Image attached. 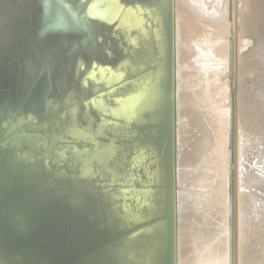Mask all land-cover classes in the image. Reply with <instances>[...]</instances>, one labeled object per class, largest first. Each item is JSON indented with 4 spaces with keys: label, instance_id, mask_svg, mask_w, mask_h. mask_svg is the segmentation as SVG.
Segmentation results:
<instances>
[{
    "label": "bare ground",
    "instance_id": "obj_1",
    "mask_svg": "<svg viewBox=\"0 0 264 264\" xmlns=\"http://www.w3.org/2000/svg\"><path fill=\"white\" fill-rule=\"evenodd\" d=\"M5 1L0 0V3L6 4ZM55 1L57 3V0H54V4L53 1L49 2L50 5L55 6ZM17 2L19 4V1ZM133 2L135 3L126 7L118 0H63V5L47 13L52 15L56 13L54 16L56 19L72 8L75 12H80L85 25H94L100 34L113 40L100 49V46H94L99 41L93 40V37L87 40V36H84L88 42L81 39L80 43L78 39L76 40V35L73 36L75 34L73 30L74 34L70 33L72 37L68 28H65L68 29V33H65V30L64 33L55 30L65 34V37L69 34L67 41L75 38L73 41L76 45L72 50L71 42L70 46L66 44L67 42H62L65 43L64 46L71 47L72 58L69 60V55L64 59L65 51L61 50L63 52L61 56L59 48L51 51L54 53L58 51L59 55L56 54L64 61L59 60L61 57L52 58V55L49 56L51 58H45L39 51L44 58L40 59L37 67L29 70V73L26 70L22 72L24 68H12L15 62L9 55L12 50L11 42L15 36L9 32L10 35L8 34V38L5 37L7 40L3 47L4 34L0 33V37H3L0 38L3 44L0 43L4 55L2 59L0 58V157L4 155V160L0 163V175L4 173L2 168L6 167L3 164L15 163L17 169L14 172L18 171L17 175H20V178L14 181L24 186L22 191L15 190L13 181H0V264H70V260L73 261L71 257L83 252L89 243H93L96 236L103 239L108 235L125 236L117 242L119 246L115 249L121 247L119 253L116 251L109 253L106 250L90 256L87 253L93 250L87 249L84 254L86 253L88 257H84L88 259L71 264H120V261L115 262L116 257L119 258L118 254L120 256L125 254L123 255L125 262L121 264H135L134 255L143 241H151V244L154 241L155 244V249L152 247L143 251L144 256L149 255L148 260L153 257L155 251L158 252L159 240L154 225L149 227L150 229L145 227L135 231V234L129 236L127 234L132 225H137L156 213L155 203L151 201L148 203L146 198L151 194L158 196L160 191L158 184L162 180L159 167L161 153L159 156L155 152V148L161 146L159 135L156 137V134H153L152 139L144 144L152 157L146 174L149 181L157 182V187L144 190V194L139 190L138 193L141 195L136 201L133 192L135 188L131 194L127 193L128 188L121 194L114 190L110 192L92 190L86 194V190L75 187L73 189L76 192H73L70 182L53 176L51 172L46 173L45 168V175H50L47 178L53 180V183L55 180L58 184L62 183V188L53 186L52 189H47L44 184L41 187L35 185L36 181L32 184V181L31 185H35L32 189L27 180L31 181L37 173L44 171L43 167H32V164L24 163V160L15 155L21 144L25 146V142L37 138L36 131L40 132L39 135L45 134L42 132L44 125L49 128L48 132L51 130L56 132L77 117L84 120L87 118L84 114L86 110L79 111L80 113L77 110L67 111L64 116L57 119L55 117L57 109L51 107L52 101H49L51 98L54 99L53 104L61 100L71 102L75 98L82 101V98L95 87L103 86L124 74L133 73V67L138 61L153 60V55L158 50L157 43L153 41L157 29L155 33L153 25L152 27L145 25V22L139 19L138 12L142 10L144 15H153L160 9L163 0ZM43 3L41 5L46 7V1L44 5ZM143 3L146 5L148 3L150 7L147 12L143 11L145 8L141 6ZM35 4L33 3L31 7L33 8ZM39 4L36 11L33 8L38 13L43 11H39ZM58 4L55 7L60 5ZM14 5L12 1L9 8ZM24 8L29 10L26 6ZM12 12L8 13L14 15ZM171 12L175 136L174 264H264V0H171ZM65 15L70 16L67 13ZM9 16H5L6 19ZM78 18H75L76 21H79ZM3 21L0 20V24ZM66 21L65 23L68 22ZM71 21L69 23H73L72 19ZM159 22L158 20V27ZM44 23L46 24L45 21ZM17 24L14 25L17 27ZM19 24L21 26V23ZM1 25L3 28V24ZM26 25L29 29L21 32L25 41L29 43L33 38L31 42L36 41L41 45L47 35H44L46 25H43L44 28H41V25L37 27L35 22ZM62 25L64 26L61 24L59 29ZM9 27L11 28L10 25ZM53 31H50L53 33L52 37L56 35ZM78 37L80 38L79 35ZM95 37L96 40L99 39L94 35ZM114 38L124 43L120 44L118 39ZM141 38L152 41L142 45ZM53 42L51 44L54 48ZM48 43L50 44L49 41ZM2 47L0 46V49ZM32 49L34 52V48ZM29 50L31 51V48ZM51 51L46 53L52 54ZM24 52L25 50L23 54ZM35 57L37 55L32 58ZM36 60L39 61V56L35 62ZM21 65L23 66L22 61ZM133 84L135 83L130 81L125 86L130 87ZM81 104V108L84 109L85 104L83 102ZM7 110L16 112L10 115L6 113ZM28 115L32 118L35 115L38 120L27 121L22 125L26 130L20 131L17 126L25 122ZM183 117L186 120H182ZM60 123L63 125L58 127ZM59 190H64L63 200L61 194L58 195ZM34 191L39 196L38 202L28 197L27 193ZM140 199L142 201L144 199V202L141 203ZM63 205L68 210L67 215L73 217L71 223L73 229L69 230L73 236L71 239L66 234H59L58 237L49 225L50 220L57 216L56 212ZM53 212L55 215L51 216ZM59 218L56 217L55 220ZM142 231L145 234L142 235Z\"/></svg>",
    "mask_w": 264,
    "mask_h": 264
},
{
    "label": "water",
    "instance_id": "obj_2",
    "mask_svg": "<svg viewBox=\"0 0 264 264\" xmlns=\"http://www.w3.org/2000/svg\"><path fill=\"white\" fill-rule=\"evenodd\" d=\"M118 1L124 3L126 7L129 6L128 4L132 5L135 3L133 0ZM141 6L145 7L143 11L147 12V9H150L148 3L147 5L143 3ZM138 15L139 19L143 23L145 22V25H150L151 27L153 25L155 33L157 29L156 37H154L153 41L157 43L158 50L153 55V60L147 59V61H143L144 59H142L138 61L135 67H133V73L129 75L124 74L105 83L103 86L95 87L85 97L84 95L82 96L84 97L82 101L75 98L71 102L66 103L61 100L55 101L56 103L53 104L54 99L51 98L49 101H52L51 107L54 106L52 108L57 109V113L53 111L57 119L64 116L67 111L75 112L77 110V112H85L86 110L84 114L87 115V118L84 120L77 117L76 120L68 123L70 126L68 124L64 125L66 127L69 126V128H61L60 131L56 132L51 130L50 132H54L53 134L48 132L49 128L44 125V128L42 129L41 127V129L45 134L39 135L40 132L36 131L37 138L27 143L25 142V146L21 144L20 150H16L15 155L24 160V163L28 162L30 165L32 164V167H43V170L45 168L46 172H51L53 176H59L61 179L66 180L65 182H70L73 192H76L73 189L75 187L80 190H86V194L92 192V190L106 192L114 190V192L121 194L122 191L126 192L128 188L127 193L131 194V191L135 188L133 192H135L134 199L136 201V198L141 195L138 193L139 190L144 194V190H152V187L154 189L157 187V182L155 183L154 181L152 183V181H149V177L146 174L151 155L146 150L144 144L152 139L153 134H156V137L159 135L161 146L160 148H155V152L159 156L161 153L159 167L162 172V180L158 184L160 191L158 196L151 194L146 198L148 203L150 201L151 203H155L156 213L151 217H146L137 225H132V229L128 231L127 235L135 234V231L145 229V227H147L146 229H150L149 227L154 225L158 236L157 240H159L158 252L155 251L153 257L148 260L149 255L144 256L143 251L144 249L146 251L147 249H152V247L155 249V244L154 241L153 244H151V241H143L140 244L139 250H137L138 252L134 255L135 264H139V262L147 264H174L175 136L171 0H163L160 9L153 15H144L142 10L138 12ZM158 20L160 21L159 27L157 25ZM79 28H84V26L82 25ZM87 30H89V34H92L93 31L95 36L100 35L99 29H90L89 27ZM98 41L97 45L94 46H100V49L104 48L106 41L110 43L108 37H99ZM148 41L152 40H146L145 38H141V42L139 40L142 45L145 42L147 44ZM130 81L135 84L126 87V83ZM81 102L85 104L84 109L81 108ZM15 112V110L6 111L10 115L15 114ZM37 120V116L34 115L32 118L31 115H28L27 120L20 123L17 127L20 131H25L26 129L22 128L24 123L27 121L35 122ZM60 124L58 127L63 125V123ZM6 144L4 143V145ZM3 158L4 155L0 157V163L4 160ZM20 159L17 158V160ZM137 165L140 167H136ZM10 169L12 168L7 165L5 171L7 178L13 176V171ZM32 181L37 180H27L33 189L35 185H31ZM12 183L14 187L16 186L15 190H24V186L17 184L14 178ZM43 183L47 189H52L53 186L57 188L62 186V183L58 184L56 180L53 183L51 179ZM59 191L58 195L61 194L63 200L65 198L64 190ZM27 194H29L28 197L30 196L29 198L34 202L39 198L35 191ZM139 201L142 203L144 199L143 201L142 199ZM128 202L129 198H127L126 203ZM140 202L138 205H140ZM60 207L59 211L56 212L58 213L56 214L57 216L50 220L49 225L52 226V231L58 237H60L59 234H66L71 239L73 236L69 230L70 228L73 229L71 227L73 217L71 218V216L67 215L68 210L66 206ZM50 215L55 214L53 212ZM56 217H60L59 220H55ZM62 217L65 220H62ZM143 233L142 231L141 234L143 235ZM96 237L93 243H89L84 248L83 252L71 257L73 261L70 260V264L88 259L86 258L88 255L84 254L87 249L93 250L89 251L91 253H87L90 256L95 253L105 252L106 250L109 253H115V251L119 253L121 247L115 249L119 246L117 242L125 236L113 237L110 235L109 237L108 235V237L103 239ZM82 253L83 255L81 256ZM123 255L125 254H122V256L118 254L119 258L117 259L116 257L115 262L120 261V264L125 262Z\"/></svg>",
    "mask_w": 264,
    "mask_h": 264
},
{
    "label": "rangeland",
    "instance_id": "obj_3",
    "mask_svg": "<svg viewBox=\"0 0 264 264\" xmlns=\"http://www.w3.org/2000/svg\"><path fill=\"white\" fill-rule=\"evenodd\" d=\"M6 1H7V2H6ZM6 1H5L6 4H5L4 2H1V3H0V4L2 5V6L0 5V10H1V12L3 13V15H4V16H3V15H2V16L0 15V20H1V22H2L3 19H4L3 23H1V24H3V28H4V30H5V31L3 30L2 25L0 24V25H1V26H0V28H1L0 30H2V31H0V33H1L2 35L4 34L3 37H4V39H5V40H4L3 37H0L1 39L4 40V41L2 40V42H4V44H3L1 41H0V42L3 44V47H4V45L6 44V40H7L5 37L8 38L10 34H12L13 36H15V38H13V39H12V42H11V46H12L11 48H12V50H11L10 55H9V56H11L13 62H15V63L12 64V65H13L12 68H14V69H15V68L17 69V68H19V67H20L21 69L24 68V69H23L24 71H22V72H26V71H27V73H29L30 71H32L33 69H35V67H37V65L40 63V59H42V58H44V57H45V58H51V57H52V58H55V57L60 58L61 56L65 55V56H63V58H64V59L68 58V56H69L70 54L73 53V51H71V50H72L73 47L76 45V42L73 41L75 38H76V40L78 39V41H79L80 43L82 42L81 39H82V40L84 39L86 42H88L87 40H88L89 38H92V37H93V38H92L93 40H95V41L98 42V40H96L97 38H96V37L94 38L93 33H92V34H91V33L88 34V33H89V32H88L89 30H87V28L89 29V27H90V29H91L92 26H93V29H94V28L97 29V27H95L94 25H90V26L85 25V23L83 22V19H84V18H83V17H80V12H77V11L75 12V10H73L72 8H71V9L69 8V12H66V11H65L64 13H62L61 16L56 17V19L54 18V16L56 15V13H54L53 15H52V13H51V14H50V13H47V11H48V12L54 11V10H56V8H58V7H60L61 5H63V3H62L63 0H62V1H61V0H57V3L60 4V5L58 4L59 6H57V7H55V6L57 5L56 1H55V4H56L55 6L51 4V5L54 6V7H52V6L50 5V3H52V1H53V4H54V0H51V1H49V0H44V1L41 0V2H40L39 0H16V1H15V0H6ZM12 1H13V5L15 4L14 7H11V8H13V10H11V8H9L10 6H12ZM14 1H15L16 3H14ZM17 1H19V4H20V5L18 4ZM20 1H21V3H20ZM28 1H29V2H28ZM33 1H34V2H33ZM45 1H46V4H45ZM58 1H60V2H58ZM9 2L11 3V5H9V4H10ZM32 2H33L34 4H35L36 2H40V4L38 3V4H39V11H40V10H43L42 12H40L41 14L38 13V11L35 12L36 9L38 8V7H36V6H38L37 3H36V4L34 5V7H33V8H35V11H34V9L31 7V6H33V5H32V4H33ZM43 2H44V3H43ZM49 2H50V3H49ZM2 3H4L5 5L2 4ZM7 3H8V7H6V6H7ZM22 3H23V4H22ZM41 3H43V5L45 4L46 7H43V6L41 5ZM47 3H49V4H47ZM25 4H27V5H25ZM30 4H31V5H30ZM16 5H17V6H16ZM40 5H41V6H40ZM48 5H49V6H48ZM24 6H26V7H28V8L31 7V9L29 8V10H28V9L24 8ZM47 6H48V7H47ZM2 7H3V8L5 7V8L2 9ZM15 7H17V8L19 7V9L16 8L18 11L15 9ZM22 7H23V8H22ZM40 7L43 8V9H40ZM232 7H233V6H232ZM234 7H235V5H234ZM234 7H233V8H234ZM44 8H45V9H44ZM46 8H47V9L51 8V9H50V10H47ZM52 8H54V9H52ZM9 9H10V10H9ZM14 9H15L16 12L14 11ZM23 9H25V10H24L25 12L23 11ZM2 10H3V11H2ZM7 10H8L9 13H10V11H11V12L13 11L12 14H14V15L9 14V13L7 12ZM4 11H5V12H4ZM22 11H23V12H22ZM30 11H31V12H30ZM44 11H45V12H44ZM72 11H73V12H72ZM1 12H0V14H2ZM28 12H29V13H28ZM43 12H44V13H43ZM7 13H8V15H7ZM19 13H21V14H19ZM24 13H26L25 16H24ZM27 13H28V14H27ZM33 13H34V14H33ZM36 13H37V15H36ZM42 13H43V14H42ZM45 13H46V15H45ZM66 13L69 14L70 16L68 15L69 17H65V16H67V15H65ZM74 13H75V14H74ZM31 14H32V15H31ZM48 14H50V16H49ZM73 14H74L75 17H73ZM9 15H11V16H9ZM33 15H34V16H33ZM43 15H45V17H43ZM51 15H52V19H51ZM76 15H77V17H76ZM5 16H6V17L9 16L8 19H10V21H8V19H6ZM12 16H13L14 18H12ZM31 16H32V17H31ZM35 16H36V18H35ZM38 16H39V19H37ZM40 16H42V18H41ZM2 17H3V19H1ZM10 17H11V18H10ZM15 17H16V18L18 17V19H16ZM19 17H20V18H19ZM30 17H31V18H30ZM48 17H49V18H48ZM59 17H60V20H59ZM71 17H72V18H71ZM78 17L81 18V19H79ZM32 18H33V19H32ZM45 18H46V19H45ZM61 18H62V19H61ZM67 18H68V19H67ZM70 18L73 20V23H69V22H72ZM75 18H76V19L78 18L79 21H76ZM82 18H83V19H82ZM19 19H20V20H19ZM21 19H24V20L21 21ZM25 19H26V21H25ZM41 19H42V21H41ZM48 19H49V20H54V21L50 22ZM57 19H58V20H57ZM64 19H66L68 22H67L66 20H64ZM5 20H7V21H6V24H7V25L5 24ZM12 20H13V21H12ZM15 20L18 21V22H16ZM27 20H28V22H27ZM36 20H37V21H36ZM39 20H40V22H42V23L38 22ZM43 20L46 22V24L44 23ZM80 20H81V21H80ZM30 21L35 22L37 27L40 26V25L42 26V27L40 26L41 28H44L43 25H46V26H47V27L45 26V29H44V30H45V31H44L45 34H44V35H46V34H47V35L49 34V35H48V36L46 35L47 38H46V36H45V39H44V40H46L47 43H48V41H49V42H50V44L48 43L49 45L46 43V41L43 40L42 43H41V45H42V47H41V45H39L36 41L31 42V41H33V38H32L31 40H29L30 45H29L28 41H25V38H24V36L22 35V33H24L25 30H28V29H29V28H28L29 26L26 25V24H27V23H28V24H29V23H32V22H30ZM55 21H56V22H55ZM57 21H58V23H57ZM65 21H66L67 23H65ZM10 22H11V23H10ZM13 22H14V23H13ZM26 22H27V23H26ZM37 22H38V23H37ZM49 22H50V23H49ZM59 22H61V23H59ZM17 23H18V24H17ZM19 23H21V26H20ZM39 23H40V25H39ZM47 23H48V24H47ZM56 23H57V25H56ZM68 23H69L70 25H72V27L75 28V29H73ZM79 23L81 24V26L84 24V28H78V27L80 26ZM14 24H17V27H16V25H14ZM33 24H34V23H33ZM52 24H53V25L55 24L54 26H56V27H55L56 29H54V26H53ZM58 24H59V25H58ZM61 24H64V26L62 25L61 28H60L61 30H60L59 27H60ZM65 24H66V25H65ZM67 24H68V25H67ZM9 25L11 26V28L9 27ZM24 25H25V26H24ZM5 26H6V27H5ZM7 26H8L9 29L7 28ZM19 26H20V27H19ZM49 26L52 27V28H48ZM57 26H58V29H57ZM68 26H69V27H68ZM77 26H78V27H77ZM12 27H13V30H12ZM14 27H15V28H14ZM24 27H25V28H24ZM76 27H77L78 29H77ZM17 28H18V29H17ZM27 28H28V29H27ZM62 28H63V29H62ZM65 28H68V29L70 30V32L68 31V29H65ZM10 29H11V31H10ZM19 29H20L21 31H19ZM46 29H48L49 31L46 30ZM50 29H53L54 31H53V30H50ZM80 29H83L82 31L85 30L84 32H86V34H85L84 32H81ZM6 30H8V31H6ZM55 30H57V31H61V32H63V30H65L64 32H65V33H68V32H69V34L72 33V32L74 31L75 34L72 33V35L74 34L73 36H75V35H76V36H75V38L73 37L74 39L72 38V40L69 39V40H68L69 43H68L67 38H69V37H68L69 34H67L68 36L65 37L66 35L63 34L64 32H63V33H58V32L55 31ZM72 30H73V31H72ZM77 30H78V33H77ZM14 31H15V34H16V35L14 34ZM18 31H19V32H18ZM50 31H53L54 34H56V35L54 36L55 39H54V37H52V36H53V33L51 32V33H52V34H51ZM66 31H67V32H66ZM75 31H76V32H75ZM79 31H80V32H79ZM98 31H99V30H98ZM2 32H3V33H2ZM9 32H10V34H9ZM12 32H13V33H12ZM21 32H22V33H21ZM101 32H102V31H101ZM6 33H7V34H6ZM18 33H19V34H18ZM20 33H21V34H20ZM79 33L82 34V37H81V34H79ZM8 34H9V35H8ZM50 34H51V37H50ZM57 34H61V36H60V35L57 36ZM99 34H100V32H99ZM101 34H102V33H101ZM101 34H100V35H97V37H101V36L103 35V34H102V35H101ZM17 35H18V36H17ZM19 35H20V36H19ZM72 35L70 34L71 37H72ZM78 35L80 36V38L78 37ZM92 35H93V36H92ZM56 36H57V39H56ZM84 36H85V37L87 36V37H86L87 40L85 39ZM90 36H91V37H90ZM49 37H50V38H49ZM60 37H61V38H60ZM64 37H65V38H64ZM83 37H84V38H83ZM102 37H105V35H103ZM106 37H107V36H106ZM48 38H49V40H47ZM62 38H63V41H62ZM118 38L121 39L122 37H118ZM118 38H114V39H118ZM1 39H0V40H1ZM18 39H19V40H18ZM59 39H60V40H59ZM120 39H118L117 41H119V43L121 42V43L123 44L124 41H123V42L121 41L123 38H122L121 40H120ZM17 40H18V41H17ZM50 40H51V41H50ZM55 40H57V41H55ZM89 40H91V39H89ZM109 40H110V38H109ZM111 40H113V38H112ZM111 40H110V42H111ZM14 41H15L16 43H15ZM21 41H22V42H21ZM52 41H54V42H53V44H54V46H55L54 48H53V45L51 44ZM85 41H83V42H85ZM114 41H116V40H114ZM25 42H26V43H25ZM58 42H59V44H58ZM62 42H67L66 44H67L68 46H70V42H71V47H72V48H71V47H68V46H66V45L64 46L65 43H62ZM72 42H75V43L72 44ZM79 42H78V44H80ZM112 42H113V41H112ZM1 43H0V44H1ZM14 43H15V44H14ZM17 43H18V44H17ZM27 43H28V44H27ZM56 43H57V44H56ZM106 43H108V41H106ZM121 43H120V44H121ZM2 44L0 45L1 47H2ZM12 44H13V45H12ZM20 44H21V45H20ZM26 44H27V45H26ZM32 44H33V46H32ZM37 44H38V45H37ZM43 44H44V45H43ZM55 44H56V45H55ZM14 45H15V46H14ZM24 45H25V47H24ZM45 45H46V47H44ZM60 45H61L63 48H62ZM28 46H29V48H28ZM37 46H38L39 48H38ZM51 46H52V48H51ZM3 47H2V49H0V50H1V51H0V55L2 56V57H0L1 59H2L3 56H4V55H3V52H2V51H3ZM15 47H16L17 49H16ZM20 47H21V48H20ZM65 47L68 48L67 53H66ZM83 47H84V49L86 48V47L84 46V44H83ZM19 48H20V49H19ZM23 48H24V49H23ZM30 48H31V51L29 50ZM32 48H34V52H33V49H32ZM42 48H43V49H42ZM45 48H46V49H45ZM50 48H51V49H50ZM56 48H59V50L56 49ZM67 48H66V49H67ZM70 48H71V50H70ZM18 49H19V50H18ZM26 49H27V50H26ZM35 49H37V50H35ZM54 49L60 51V55H61V53H63L64 51H65V52H64L63 55H61V56L58 57V55H59L58 53H59V52H58V51H57V52L55 51V53H54V52H53ZM23 50H25L24 54H23ZM43 50H45V51H43ZM51 50H53V51H51ZM61 50H62L63 52H62ZM14 51H16V52L14 53ZM29 51H30V52H29ZM35 51H38V52L36 53ZM39 51H40L41 53H43L45 56L42 55ZM48 51H51V52H53V53L51 54V53L49 52V55H48V54L46 53V52H48ZM18 52H20V53L18 54ZM27 52H29L30 54L27 53ZM68 52H69V53H68ZM25 53H26V54H25ZM33 53H34V54H33ZM35 53H36V55H37V57H35V59H38V56H39V61L36 60V62H35V59L32 58V57L36 56ZM56 53H57L58 55H57ZM32 54H33V55H32ZM39 54L41 55V57H40ZM55 54H56V55H55ZM67 54H68V55H67ZM12 55H13V57H12ZM21 55H22V56H21ZM26 55H27V58H25ZM30 55H31V56H30ZM50 55H52V56L49 57ZM53 55H54V56H53ZM72 55H73V54H72ZM72 55H70L69 60H70V58H72ZM43 56H44V57H43ZM28 57H29V59H28ZM18 58H19V59H18ZM31 58H32L33 60H32ZM57 58H55V59H57ZM61 58H62V57H61ZM63 58H62V59H59V60H61V61L63 60V61H64ZM21 59H22V60H21ZM25 59H26V60H25ZM69 60H68V61H69ZM21 61H22L23 66L21 65ZM23 61H24L25 63H23ZM26 61H27V63H26ZM29 62H30V64H29ZM34 62H35V63H34ZM15 64H16V66H15ZM24 64H25V65H24ZM28 64H29V67H30L31 69L28 68ZM19 65H21V66H19ZM34 65H35V66H34ZM14 66H15V67H14ZM24 66H27V67H24ZM33 66H34V67H33ZM27 68H28V69H27ZM25 70H26V71H25ZM29 70H30V71H29ZM183 119H184V117L182 118V120H183ZM184 120H186V119H184ZM194 131H195V130H194ZM149 154H150V152H149ZM150 155H151V154H150ZM152 155H153V154H152ZM151 159H152V157H151ZM136 161H137V160H136ZM143 162H144V161H143ZM6 164H7V165L9 164L8 166H11V168H12V169H10V170L13 171V173H12L13 176H11V177H13V178L15 177L14 180H17V178L19 179V178H20V175H17V174H18V171H17L16 173L14 172V170L17 169V164L15 165V163H12V164H14V165H12L10 162H8V163H5V164H4L6 167H5V168H4V167L2 168V170L4 171V173H3V174L1 173V175H0V181H2V182H3L4 180H5V182H6V181H7V182H8V181L10 182V180L13 181V178H11V177H10V179L8 178V180L6 179V178H7V176H5V175H6V174H5V171H6V168H7V165H6ZM10 164H11V165H10ZM12 166H13V167H12ZM15 166H16V167H15ZM35 168H36V167H35ZM45 171H46V170L37 173V174L35 175L34 178H35V180H37L39 183H37V181H36V182L33 181L32 184H34V182H35V185L37 184V186H41V187H42L43 184H44L43 182H46V179L49 180V178H47L48 174L45 175V174L48 173V172L45 173ZM43 172H44V173H43ZM41 173H43V175H45V176H43ZM14 174H16V175H14ZM3 175H4L5 178L3 177ZM41 175H42V176H41ZM38 176H39V177H38ZM40 176H41V177H40ZM2 177H3V178H2ZM42 177H44V178H42ZM45 177H46V179H45ZM48 177H50V175H49ZM34 178H33L32 180H34ZM40 178H41V180H39ZM43 179H44V180H43ZM41 182H42V184H40Z\"/></svg>",
    "mask_w": 264,
    "mask_h": 264
}]
</instances>
